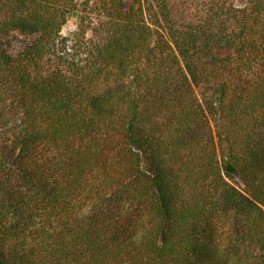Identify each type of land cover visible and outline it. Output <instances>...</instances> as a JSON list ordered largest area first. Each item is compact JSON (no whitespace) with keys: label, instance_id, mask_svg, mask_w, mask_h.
<instances>
[{"label":"trees","instance_id":"16d2710c","mask_svg":"<svg viewBox=\"0 0 264 264\" xmlns=\"http://www.w3.org/2000/svg\"><path fill=\"white\" fill-rule=\"evenodd\" d=\"M0 264H264V0H0Z\"/></svg>","mask_w":264,"mask_h":264},{"label":"rangeland","instance_id":"374dc122","mask_svg":"<svg viewBox=\"0 0 264 264\" xmlns=\"http://www.w3.org/2000/svg\"><path fill=\"white\" fill-rule=\"evenodd\" d=\"M238 4H244L246 0H236ZM78 25V19L76 15H72L68 22L63 28V34L66 36H71L76 30ZM35 35L22 34L19 32L12 33L4 38L5 46L13 53H18L27 46H29L34 39Z\"/></svg>","mask_w":264,"mask_h":264}]
</instances>
